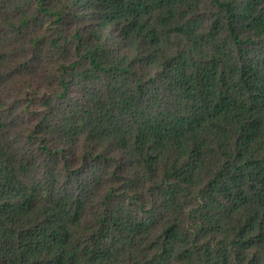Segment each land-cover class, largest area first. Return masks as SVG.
<instances>
[{
    "label": "trees",
    "instance_id": "16d2710c",
    "mask_svg": "<svg viewBox=\"0 0 264 264\" xmlns=\"http://www.w3.org/2000/svg\"><path fill=\"white\" fill-rule=\"evenodd\" d=\"M0 264H264V0H0Z\"/></svg>",
    "mask_w": 264,
    "mask_h": 264
}]
</instances>
